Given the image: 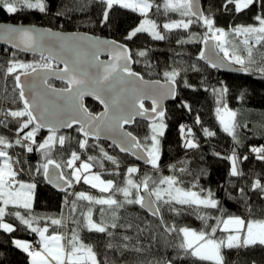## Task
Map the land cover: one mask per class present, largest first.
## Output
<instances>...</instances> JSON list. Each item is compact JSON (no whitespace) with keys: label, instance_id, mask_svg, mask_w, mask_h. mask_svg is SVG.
<instances>
[{"label":"snow or ice","instance_id":"snow-or-ice-1","mask_svg":"<svg viewBox=\"0 0 264 264\" xmlns=\"http://www.w3.org/2000/svg\"><path fill=\"white\" fill-rule=\"evenodd\" d=\"M91 2L99 5L96 22L104 26L112 23V15L117 8L140 15L141 22L128 32L126 41L133 40L141 33H148L152 39L163 41L167 38L165 32L188 30L193 24L200 25L205 29L200 39H194L197 34L190 32L186 39L183 36L178 37L176 43L178 45L202 43L205 50L200 51L199 59L207 60L213 68L225 66L227 61L228 64L238 65L237 71L248 73L253 71L252 65L256 63L253 48L259 46L264 49V0H224L222 7L225 11L243 13L255 10V15L252 17L254 24L234 27L230 25L229 32L217 26L214 14H204L199 0H179L174 4H165V12H178L182 19L169 18L168 22L162 25H158L155 19L147 18L152 10L160 14L161 4L156 0H91ZM88 7V0H85L83 4L77 0L71 9L65 6V10L57 12L56 15L68 16L70 12L76 11L87 13ZM0 9L9 15H15L24 10H36L47 14L49 5L48 0H0ZM88 22L91 23L90 20ZM160 28L165 32L158 30ZM228 35L246 37L243 43L246 46L250 45L245 49L246 58L244 54L236 50L229 51L226 40ZM4 37L14 49L22 47L25 52L39 53V60L32 63L16 59L15 51L10 54L11 58L7 61L9 66L3 69V76L6 78L9 74L12 75L13 92L16 94L19 106L5 108L0 103V128L4 129V133L10 134L6 136L0 133V162H2L0 166V205H2L0 206V230L6 233L17 230L13 223L6 222L7 216L19 220L26 231L30 230L32 234H38L35 242L13 240L15 247L30 258V264H113L112 258L107 254L102 261L99 260L94 245L84 243L76 228H73L68 235H46L49 231L48 224L62 226V220L56 218L45 220L34 215L33 201L37 183L31 177L35 175H41L49 184L64 191L66 203L68 190L81 181L92 189H99L101 193H110L107 197H94L80 191L72 193L75 199L71 201L73 213L76 212L78 200L86 201L89 205L114 206L113 221L110 225L104 223V207L99 209L100 222L93 219L91 207L86 213L84 227L89 232L104 234L108 241L105 245L106 249L116 246L129 250L127 242L131 237L124 231L117 233L113 230L118 228L125 230L132 225L118 224L116 210L123 208L125 204H138L151 210L152 214L159 218L165 232L177 234L179 242L171 245L176 250V255L175 258L148 259L145 257L138 260V264H182L184 260L190 258H195L191 260V264H197L198 261H210L212 264H255V261H245L239 255L235 260H231L228 252L234 249L264 247V219L251 218L255 205L250 203L253 195L264 199V178L258 176L252 179L250 184L237 188V197L234 198L239 199L249 213V218H242L227 214L211 189H205L198 183H190L188 190H185L177 186L182 184L183 180L174 175L161 176L159 173L160 137L164 135L166 128L164 123L166 112L160 100L165 96L175 97L178 70L164 71L162 75L165 84L161 85L158 80L146 82L144 76L132 68L134 63L142 62L141 58L145 67H151L148 58L150 49L147 48L133 50L126 43L115 40H100L87 36L70 37L59 31L41 30L35 26H0V38ZM101 51L108 52L107 61L100 59ZM179 54L178 52L177 55ZM61 64L62 68L57 67ZM193 70L199 69L193 65ZM254 70L264 73V62ZM49 78L65 82L64 86L55 87L49 82ZM181 82L191 87L183 78ZM211 91L217 98L216 111L220 124L234 141L230 155L223 157L231 161L229 175L242 178L246 174L239 165L247 161L249 156L237 151L239 141L234 132L237 125L232 122L236 113L229 109L226 103L229 89L226 85H221L219 89L212 88ZM86 96L93 97L102 105L103 111L91 112L84 103ZM145 100H151L150 110L145 108ZM182 107L190 109V106L186 104H182ZM138 117L152 121L149 125L150 133L144 137L143 144L132 132L124 130L125 125L135 123ZM43 132L47 135H43ZM181 132H184L183 126H181ZM204 133L208 137L215 135L208 129H204ZM101 136L111 139V146L118 148L121 153H131L137 159H144L146 156V162L157 170L159 179L153 180L151 176L143 174V178L137 181L133 177L140 171L139 168L129 166L125 170L126 186L121 187L114 184L112 179L103 180L100 172H92L95 163L109 175L115 177L120 175V162L99 144ZM90 139L95 142L89 144ZM73 143L77 149L83 151H68L66 146ZM184 147L196 149L199 144L193 140H186ZM9 149L20 151H9ZM89 149L96 150L97 155H88ZM141 151L144 155H140ZM249 151L254 154L256 160L264 161V145L251 146ZM34 152L40 155L35 165L27 160V156ZM82 155L86 159L82 160ZM216 155L219 156L220 153ZM55 157L63 163L58 162ZM103 161L111 162L114 167L105 169ZM77 162H80L79 166ZM65 168L70 170L67 174H65ZM22 174H27L30 177L29 180L25 181ZM247 175L251 177L252 173ZM150 183L156 185L151 190ZM133 190H135V197H133ZM141 191L146 192L147 197L140 195ZM117 193L122 194L123 200L115 198ZM159 205H168L167 210L177 216L182 215L185 210L177 205L195 208L196 218L202 222L201 229L196 230L190 226L177 228L175 224L164 223ZM34 223L44 226L34 227ZM73 224L80 226L75 219ZM53 230L55 231V228ZM218 232L226 235H217ZM118 237L119 240H117ZM63 239H67L70 246L68 252L61 243ZM152 239H156L155 234L152 235ZM114 241H116L115 245ZM130 250L143 255L148 249L137 242L131 246Z\"/></svg>","mask_w":264,"mask_h":264},{"label":"trees","instance_id":"trees-1","mask_svg":"<svg viewBox=\"0 0 264 264\" xmlns=\"http://www.w3.org/2000/svg\"><path fill=\"white\" fill-rule=\"evenodd\" d=\"M77 0H48L49 11L47 14L39 13L36 10H24L15 15L7 14L3 9H0V22L12 24H29L41 25L55 30H62L68 32L84 31L100 36H107L114 38L120 42L126 43L129 48L136 49H150L148 58L151 67H145L143 58L141 63H134V70L140 72L144 78L152 80H165L162 73L167 70L176 69L179 71V76L176 78L178 85V96L175 101L169 102L166 105V116L164 123L166 128L164 135L160 137V160L159 173L161 176L174 175L176 178L183 180L182 184L177 185L185 190H188L190 183H198L205 189H211L216 198L219 199L222 207L227 214L233 216H241L242 218H249V213L245 205L239 201L237 197V188L239 186H246L252 182L256 177L264 178V161L255 159L254 154L250 153L251 146L264 145V73L255 71L254 69L264 62V49L259 46L253 48V57L256 61L252 65L253 71L248 73L234 74L226 73L218 68H213L204 60L199 59V53L202 51V43H185L178 45L176 39L183 36L185 39L188 33H196L194 39H200L204 34L205 29L200 25L193 24L188 30H173L168 33L162 28L158 29L165 32L167 38L163 41L154 40L148 33L138 34L137 37L131 41H126L125 37L128 32L141 22V17L138 13H133L126 9L117 8L114 15H112V23L104 26L98 24L96 21L99 15V5L88 0L89 7L87 13L76 11L70 12L68 16H57V12L65 10V6L71 9ZM85 0H80L83 4ZM161 4L160 14L152 10L148 13L147 18L155 19L158 25L168 22L169 18L172 20L182 19L178 12H165V4L168 0H156ZM224 0H202V8L205 15L214 14L217 26L229 32V26L236 25H251L255 22L252 17L255 15V10L246 11L243 13H235L234 11H225L222 5ZM231 7V6H230ZM91 21L89 23L88 21ZM244 35H228L226 37L229 51H238L244 54L246 58L245 49L250 45H244ZM7 50V51H5ZM13 50L0 45V103L5 108L11 105L19 106L16 94L13 92L14 83L13 78H5L3 76V69L8 64L7 61L11 58L10 54ZM16 52V51H15ZM180 53L177 55V53ZM16 59L21 62H30L39 60V56H30L23 53L16 52ZM193 65L198 71L193 70ZM58 67V66H57ZM181 78L187 82L191 87L185 86L181 82ZM50 83L56 87H63L64 83L51 80ZM221 85H226L229 93L226 97L227 107L235 111L234 123L237 125L234 132L239 141L237 151L242 155H248L249 159L244 161L239 166L246 174L244 177H231L230 166L231 161L225 159L230 155L233 148V137L223 130L218 122L216 109L218 107L217 98L211 91L212 88L219 89ZM208 89V90H205ZM182 104L190 106L189 108L182 107ZM86 106L91 112L98 113L100 106L88 99ZM199 120V123H197ZM144 121H137L130 131L134 133L141 141L145 143L144 137L149 135V125ZM246 125V127H245ZM181 126L184 132H181ZM204 129H208L215 133L214 136L208 137L204 133ZM71 131V130H70ZM0 133H4V129L0 128ZM6 136L9 133H4ZM47 135L46 132L42 133ZM73 135H76L72 132ZM186 140H193L198 142L199 147L196 149H188L184 147ZM95 141L90 140L89 144ZM104 149L108 151L109 155H114L120 162L119 177L109 175L108 172L103 171L97 164H93V171L100 172L104 180L112 179L114 184L121 187L126 186L125 170L129 166H136L139 172L135 174L133 179L139 180L143 178V174L151 176L153 180H158L157 170L152 166H143L129 155L121 154L115 147L105 142H100ZM68 151L77 150L75 143L66 146ZM9 151H17L19 149H9ZM216 153H220L219 156ZM88 155H97L96 150L89 149ZM67 156V152H65ZM58 162L63 163L58 157ZM40 159L39 153L34 152L27 156V160L31 164H36ZM81 159H86L82 155ZM105 169H112L114 166L111 162L103 161ZM1 165V162H0ZM174 166V167H172ZM67 174L69 169H64ZM252 173L249 177L247 174ZM25 181L29 180L27 174H22ZM196 179H193V178ZM36 183L33 212L34 215L50 220L52 218L61 219L62 226H52L48 224V235L52 234H70L73 228L79 232L84 243H91L94 245V250L97 252V258L103 260L105 254L112 258L113 264H138V260L155 258H175L176 250L172 248L174 242H179L176 233L165 232L159 222V219L150 216L146 213L140 205H127L117 211L118 224H131V228L125 230H113L117 233L124 231L131 239L127 242L129 250L122 247L114 246L111 249H106L105 245L108 242L104 234L89 232L84 225L86 224V213L89 207L93 210V219L100 222V207L105 208L103 220L104 223L110 225L113 221L112 212L113 207L89 205L86 201H77L76 212L73 213L71 201L75 199L72 193L84 191L86 194L94 197H107L110 193H101L99 189H92L81 181L79 184H74L73 188L68 190L67 200L65 202V192H57L53 190L41 175L31 177ZM235 185V187H234ZM150 183V190L155 187ZM197 190V189H191ZM133 197H135V190H133ZM118 200H123V196L117 193L115 196ZM250 203L255 205L253 219H264V199L253 195ZM161 207L160 215L163 216L164 223L175 224L177 228L183 226H190L196 230H200L202 222L196 218V209L183 207L185 210L182 215H175L169 212L168 205H159ZM11 207V206H10ZM8 209L6 208V212ZM83 213V215H82ZM215 214V213H214ZM6 222L13 223L16 231L6 233L0 230V264H30V258L22 250L15 247L13 243L14 238H21L29 241L38 239V234L30 233L21 226L19 220H14L6 216ZM79 222V227L73 224V220ZM214 223V221H210ZM34 227H43V224H33ZM55 228V231L53 230ZM111 230V229H110ZM155 234L156 239H152ZM217 235H225V233L218 232ZM120 238L118 237L117 240ZM65 246L70 251V246L67 239H63ZM139 243L148 250L143 255L131 251V246ZM116 241H114V245ZM150 246V247H149ZM123 252V255H121ZM237 255L245 261H255V264H264V247L256 246L250 249L230 250L228 257L235 260ZM195 258L186 259L182 264H191V260ZM197 264H212L210 261H198Z\"/></svg>","mask_w":264,"mask_h":264},{"label":"water","instance_id":"water-1","mask_svg":"<svg viewBox=\"0 0 264 264\" xmlns=\"http://www.w3.org/2000/svg\"><path fill=\"white\" fill-rule=\"evenodd\" d=\"M199 4H200V7H201V10L203 11V8H202V0H199ZM3 25H17V26H29V27H31V26H35L36 28L41 29V30H48V29H51V28H49V27L41 26V25L12 24V23L0 22V26H3ZM52 30H53V31H59V32H61L63 35H65V36H70V37L81 38V37H85V36H87V37H92L93 39L98 38V39H100V40H109V41H113V40H115V41H118V40H116V39H114V38H111V37L100 36V35H96V34H92V33H87V32H84V31L68 32V31L55 30V29H52ZM84 42H85V43H88L87 41H84ZM118 42H120V41H118ZM121 43H123V42H121ZM0 45H1V46H5V47H7V48H9V49H11V50H13V51H16V52H19V53L26 54V55H30V56H39V53L25 52V51L23 50L22 47L19 48V49H14V48L12 47V45H11L10 43H8V40H7L6 37H4V38H0ZM128 47H129V46H128ZM202 50H205L204 45H203ZM100 59H101V60H104V61H107V60L109 59L108 52H107V51H101V52H100ZM204 61H205L206 63H208L207 60H204ZM208 64H209V63H208ZM209 65H210V64H209ZM58 67H61V68H62L63 65H62V64H61V65H58ZM238 67H239L238 65L228 64L227 61H225V66H218V67H216V68H218V69H220L221 71L226 72V73H234V74H241V73H243V72H241V71H237V70H236ZM132 68H133V70H134V64L132 65ZM134 71H135V70H134ZM51 80H53V81H57V82H61V83H65V82H62V81L56 80L55 78H49V82H50ZM144 80H145L146 82L157 81V80L146 79V78H144ZM158 81H160V84H161V85H164V84H165V80L158 79ZM55 87H56V86H55ZM57 88H59V87H57ZM175 91H176V95H175L174 98H173V97L165 96V97L161 98V100H160V104H161V106L164 108L165 112H166V105H167V103L172 102V101H175L176 98H177V96H178V85H177V83H176V85H175ZM88 99H90V100L96 102V103L100 106L101 110H100L99 112L103 111V107H102V105H100V104H99V103H98L93 97L86 96V97L84 98V103H85V105H86V100H88ZM146 103H148V104L151 106V103H152V102H151V100H145V101H144V105H145ZM145 108H148V107L145 106ZM148 109L150 110V108H148ZM99 112H98V113H99ZM93 113H94V112H93ZM137 121H144V122H147V123H151V122H152L150 119H145V118H142V117H138L137 120H136V122H137ZM136 122H135V123H136ZM135 123L130 124V125H125L124 130L130 131V128L133 127V126L135 125ZM68 131H70V130H68ZM130 132H131V131H130ZM132 134H133L134 136H136L134 133H132ZM136 137H137V136H136ZM137 139L140 140L138 137H137ZM90 140H91V139H90ZM90 140H89V141H90ZM92 141H94V140H92ZM100 141L112 145V140L109 139L107 136H101ZM115 148H116V147H115ZM116 149L119 151L118 148H116ZM119 152H120V151H119ZM120 153H121V152H120ZM121 154H123V155H129V156L133 157L137 162H139V163L142 164L143 166H150V164H148V163L146 162V160H147V157H146V156H145L144 159H137V157H136L135 155L131 154V153H121ZM140 155H144V152L141 151V152H140ZM50 170H51V168H50ZM45 180H46V183H47V184H48L53 190H55V191H57V192H64V191H61V189L58 188V187H56L55 185H53V184H49L46 178H45ZM140 195H144L145 197H147V193H146V192H143V191L140 192ZM141 208H142L146 213H148L150 216H153V217L159 219L157 216H154V215L152 214L151 210H149L148 208H143V207H141Z\"/></svg>","mask_w":264,"mask_h":264},{"label":"rangeland","instance_id":"rangeland-1","mask_svg":"<svg viewBox=\"0 0 264 264\" xmlns=\"http://www.w3.org/2000/svg\"><path fill=\"white\" fill-rule=\"evenodd\" d=\"M177 2H179V0H168V2H167V4H174V3H177ZM246 39V38H245ZM25 63H32V62H34V61H30V62H26V61H24ZM9 66V65H8ZM7 66V67H8ZM7 78H13L12 77V75L11 74H9L8 75V77ZM17 106V105H16ZM16 106L15 105H11L10 107H12V108H16ZM221 114H223V113H221ZM216 115H217V111H216ZM217 119H218V122L220 123V120H219V116L217 115ZM226 119H227V117H226ZM157 122H159V121H157ZM232 122H234V117L232 118ZM221 125V124H220ZM221 127L223 128V126L221 125ZM148 147L150 148V144L148 145ZM159 150H160V144H159ZM0 166H2V162H1V165ZM15 166V165H14ZM92 172H95V171H93V168H92ZM101 178H102V176H101ZM103 179V178H102ZM104 180V179H103ZM106 181V180H105ZM161 187H166V186H161ZM89 195V194H88ZM162 195H163V193H162ZM0 206H2V205H0ZM46 235H48V233H46ZM226 235V234H225ZM14 239H19V240H22V241H28V242H30L29 240H25V239H21V238H14ZM13 239V240H14ZM61 243L62 244H64V246H65V243H64V240H62L61 241ZM66 247V246H65ZM65 251H67L66 249H65Z\"/></svg>","mask_w":264,"mask_h":264},{"label":"flooded vegetation","instance_id":"flooded-vegetation-1","mask_svg":"<svg viewBox=\"0 0 264 264\" xmlns=\"http://www.w3.org/2000/svg\"><path fill=\"white\" fill-rule=\"evenodd\" d=\"M145 106L148 108H151V106L148 103H146Z\"/></svg>","mask_w":264,"mask_h":264},{"label":"built area","instance_id":"built-area-1","mask_svg":"<svg viewBox=\"0 0 264 264\" xmlns=\"http://www.w3.org/2000/svg\"><path fill=\"white\" fill-rule=\"evenodd\" d=\"M79 163H80V162H77V166H79ZM32 242H35V241H32Z\"/></svg>","mask_w":264,"mask_h":264}]
</instances>
